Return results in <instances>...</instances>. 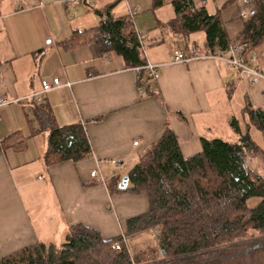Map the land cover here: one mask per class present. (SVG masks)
Here are the masks:
<instances>
[{
	"label": "crops",
	"instance_id": "1",
	"mask_svg": "<svg viewBox=\"0 0 264 264\" xmlns=\"http://www.w3.org/2000/svg\"><path fill=\"white\" fill-rule=\"evenodd\" d=\"M145 1L95 0L90 7L68 0H0V97L8 100L0 108V142L13 133L25 137L20 146L0 148V257L37 243L60 245L74 224L89 225L104 239L124 233L126 220L148 209L147 195L111 192L107 184L121 178L166 125L188 157L202 150L200 137H222L220 132L235 137L227 120L234 97L264 108L263 55L253 52L256 59L249 61L262 75L255 82L223 59L171 62L175 49L187 56L206 52L204 33H174L167 27L174 17L170 0L154 10L152 0ZM209 1L212 12L220 8L229 40L237 41L245 21L240 10L253 9L251 0ZM166 2L172 14L159 19L154 13ZM203 6L209 12L205 0ZM130 9L137 12L130 15ZM147 9L155 21L146 14L143 25L140 13ZM106 10L128 17L137 32L147 34L143 57L157 65L156 78L144 74L139 85L133 67L91 39L88 29ZM53 78L63 85L43 93L39 102L26 98L40 90L41 80ZM37 103L47 104L59 125L81 123L90 153L46 164L47 132L32 134L27 123ZM96 169L99 175L91 176Z\"/></svg>",
	"mask_w": 264,
	"mask_h": 264
},
{
	"label": "trees",
	"instance_id": "2",
	"mask_svg": "<svg viewBox=\"0 0 264 264\" xmlns=\"http://www.w3.org/2000/svg\"><path fill=\"white\" fill-rule=\"evenodd\" d=\"M152 2L154 10L164 0ZM170 3L174 17L167 27L174 33L203 32L204 47L210 53H219L231 44L220 8L210 13L204 6L193 8L192 0ZM251 3L254 13L244 19L237 38V42L246 44L242 55L247 63L264 39V0ZM88 30L101 51H115L125 65L145 63L128 17H113L106 10L100 23ZM144 76L139 74V85ZM32 105L27 123L32 134L47 132L46 164L76 161L90 153L81 123L59 125L47 104ZM241 113L245 128L235 117L228 120L234 138L200 137L202 150L188 157L181 154L175 133L166 125L159 139L142 150L126 171V186H122V178L108 182L111 192L147 195L148 209L126 220L123 235L154 228L156 248L133 255L121 235L104 239L89 225L74 224L68 227L60 245L26 246L0 257V264H137L141 260L152 261L144 262L148 264H264V178L244 162L247 151L259 148L264 152V108L254 109L246 98ZM251 125L261 132L262 146L249 135ZM24 139L13 133L1 140L0 148L20 146ZM249 229L257 230L261 237L239 242ZM116 242L120 248H115Z\"/></svg>",
	"mask_w": 264,
	"mask_h": 264
},
{
	"label": "built area",
	"instance_id": "3",
	"mask_svg": "<svg viewBox=\"0 0 264 264\" xmlns=\"http://www.w3.org/2000/svg\"><path fill=\"white\" fill-rule=\"evenodd\" d=\"M95 0H68V3L71 5H76L80 2L90 6L94 4ZM204 0H192V7L193 8H199L203 6ZM137 12V10H132L130 9L129 13L130 15H133ZM254 13V9H241L240 10V17L245 19L251 16ZM136 37H137V42L139 45V49L142 53V55L145 57V51L149 46V37L147 34L137 32L136 31ZM246 48V44L243 42H235L231 43L228 45V47L220 51L219 53H210L209 50H206V52L202 53L198 50H193L192 54L187 56L184 54L179 49H175L171 52L170 55V61L171 62H184L190 58L193 57H211L215 59H223L227 62V64L232 67L237 69L242 75L247 76L248 79H250L251 82H255L257 78L262 77L261 73L259 70H257L255 67L249 65L244 60V56L242 55V51ZM256 59L255 54L251 53L249 56L250 61H254ZM133 70L137 75H139L141 72L144 73L146 76L152 78H156L158 75V67L155 64H152L145 60V63L141 66H134ZM68 84V83H65ZM63 85V83L58 79V78H53V80L47 81V80H41V88L40 90L34 91L29 96L26 98L29 100H34L36 102L41 101L43 93L53 89V88H59ZM8 103V100L6 98L0 97V108L1 106L3 107ZM133 145H137V141L133 142ZM91 176H98L99 175V170H93L90 172ZM124 233L120 234L122 237V240L124 243H126V236L123 235ZM115 248H120V244L118 242L115 243Z\"/></svg>",
	"mask_w": 264,
	"mask_h": 264
},
{
	"label": "rangeland",
	"instance_id": "4",
	"mask_svg": "<svg viewBox=\"0 0 264 264\" xmlns=\"http://www.w3.org/2000/svg\"><path fill=\"white\" fill-rule=\"evenodd\" d=\"M207 1V2H206ZM144 2L146 3V1L144 0ZM95 3V2H94ZM206 3V7L209 10V12H212L213 10H211L212 6H211V1L209 0H205ZM81 4V3H79ZM122 2L118 3V5H121ZM94 4L90 5V7H92ZM167 5V2L163 5V7ZM145 7V6H144ZM141 9H143L142 6H140ZM169 7L165 6L164 8L158 9L157 11H155V15L157 16V18L159 19H167L168 17L171 16L172 13L168 12ZM250 7L247 8H243L244 10L249 9ZM215 11V10H214ZM118 13V12H117ZM146 14L150 15V20H152V23L155 21L154 16L152 14V10H142V12L140 13V16H143L140 18V22L143 25H147L148 21H149V15L147 16ZM145 16V17H144ZM144 33V32H142ZM145 34V33H144ZM237 41L231 42V43H235ZM254 52L256 53V55H263L264 58V39L263 41L255 48ZM250 65V64H249ZM232 103H230V115L228 116L227 120L231 117H235V119L237 118L240 123L241 128H245L244 126V120L242 117V113H241V106L243 105V100H242V96L238 97H234L231 100ZM248 132L249 135L251 136V138L260 146H262L263 143V138H262V134L259 130H257L254 126H249L248 128ZM225 132H220L219 135H221L224 138H229V136L226 134ZM246 166L255 174H258L260 176H262L264 178V152L257 148L256 150H252V151H247L246 155H245V161ZM119 176L121 178H123L124 176H126V170L121 172L119 174ZM260 234L257 230H253V229H249L248 231H246L244 233V235L242 237H240L239 242L243 241V242H249V241H254V240H258L260 238ZM127 245L129 246V251L134 255L136 253H141V252H148V250H150L151 248H156L157 247V241H156V231L154 228H148L144 231H140L137 233H134L132 235H130V238L127 239ZM137 249H140L137 250ZM142 249V250H141ZM158 253L155 252L154 256H157ZM148 259V258H147ZM149 260V259H148ZM144 262H152V261H144L141 260L139 261L137 264H148V263H144Z\"/></svg>",
	"mask_w": 264,
	"mask_h": 264
},
{
	"label": "water",
	"instance_id": "5",
	"mask_svg": "<svg viewBox=\"0 0 264 264\" xmlns=\"http://www.w3.org/2000/svg\"><path fill=\"white\" fill-rule=\"evenodd\" d=\"M122 182H123L122 186H123V187L126 186V184H127V176H124V177L122 178Z\"/></svg>",
	"mask_w": 264,
	"mask_h": 264
}]
</instances>
